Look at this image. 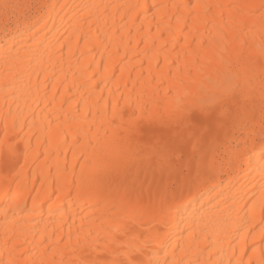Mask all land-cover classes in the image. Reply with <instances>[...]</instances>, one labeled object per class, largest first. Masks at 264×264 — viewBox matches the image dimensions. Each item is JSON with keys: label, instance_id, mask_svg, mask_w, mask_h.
<instances>
[{"label": "snow or ice", "instance_id": "obj_1", "mask_svg": "<svg viewBox=\"0 0 264 264\" xmlns=\"http://www.w3.org/2000/svg\"><path fill=\"white\" fill-rule=\"evenodd\" d=\"M141 16L155 32L150 45L137 41L147 75L83 108L71 97L50 108L53 57L80 44L119 52L115 41ZM0 31V264H224L216 257L226 249L227 264H264V163L258 195L232 191L231 179L221 187L251 167L257 144L264 162V0H0ZM21 82L44 104L41 125L9 103ZM40 167L55 168L51 233L31 226L42 216L31 172Z\"/></svg>", "mask_w": 264, "mask_h": 264}, {"label": "bare ground", "instance_id": "obj_2", "mask_svg": "<svg viewBox=\"0 0 264 264\" xmlns=\"http://www.w3.org/2000/svg\"><path fill=\"white\" fill-rule=\"evenodd\" d=\"M13 3L26 4L32 3L34 0H10ZM51 3H68L70 5H76L81 3H103V4H111V3H179L182 0H48ZM60 12V9L56 10ZM68 9H65L64 12H67ZM64 12H61V16L64 15ZM55 16V13H53ZM150 16V14H149ZM148 22L144 20V17L141 16L133 26L129 23L128 28H131V33L129 34L128 29H124V40L123 43H120L119 40L115 41V43L120 44L119 52L116 51L114 47H97L93 49L91 52H88L83 44H80L78 47L73 46L74 55L69 57L67 49H65L64 57L57 62L56 58L53 57V61L46 65L49 71V78L47 80L48 88V97L51 98L53 92L56 93L55 100L52 101L50 108H58L59 101L61 97L64 100L69 101V97L73 100H80V107L83 108V102L88 100L91 97L90 102H95V100L101 95V89H103L104 99H108V89H114L117 82L123 86L125 81L128 82V87L132 86V81L137 79L138 74L143 72L146 76L148 72V64L145 62L141 65V61L145 60L143 50L145 49V43L137 44V41L143 38L149 45L151 44V36L155 35L153 30L152 34H147ZM141 28V31L137 33L136 29ZM103 31H108L107 29H102ZM109 36L111 33L108 32ZM3 33L0 31V37H2ZM153 71L155 68L153 67ZM121 73H123V77L121 78ZM35 80V78H33ZM43 82V78H42ZM98 85V87H97ZM18 91L16 93L15 102H12V99H9V103L12 105L13 111H16L19 108L20 112L29 116L28 123L31 124L32 114L34 113V118L38 125L42 124L43 117L45 116V112L42 111L44 109V104L40 99L35 98L31 95L29 87L26 86V82H21L18 85ZM67 90V91H66ZM41 97H43V91L41 93ZM3 106V99H0V107ZM68 104H65V109H67ZM260 148L257 144L254 153H252V159L250 160L251 167H247L245 172H240L239 174H235L231 177H227L226 174L222 178L224 179L222 188L228 189L229 179L232 180V191H235L236 188L241 185L246 186V191L251 189L248 192V195L251 197L254 194L258 195V188H254L253 185H259L261 182L260 169L261 162L259 159ZM69 161H71L72 154L71 151L67 153ZM51 163V161H50ZM39 165V162H38ZM28 170H26L27 172ZM33 179L36 181L35 187L40 192V197L43 200V204H39L41 208L42 216L34 217L32 221L33 231H45L51 233L52 228L59 222L60 215L58 213L50 216L48 213V200L47 196L52 194L53 191V176L55 175V168L52 169V174L49 175L47 168L40 167L39 171L36 168L31 170ZM41 181H43V187H41ZM32 185H29L31 188ZM58 187V185H57ZM227 194V193H226ZM0 195H2V188H0ZM27 195V193H26ZM31 195L35 197L37 195L36 192H32ZM209 195H214V193H210ZM53 199L55 197L53 196ZM207 199V198H205ZM31 200L28 201V207L31 208ZM198 207L197 204H193V208ZM75 208V205L68 204L67 209H63L65 212L71 211V209ZM78 211V209H77ZM191 209L188 210L184 215L187 217L190 215ZM243 215V213H242ZM64 219L71 223V220L68 219V216L65 215ZM76 224L73 225V228L79 225L80 217L79 215L74 216ZM185 228L184 224L180 225V228L177 231L183 232ZM66 230V229H65ZM3 231V219L0 218V234ZM240 233H237L233 237V247L239 248V238ZM38 239V238H37ZM175 239V237H174ZM259 239V237H257ZM249 243H251V238L249 239ZM248 255H252L251 252ZM232 254L227 249L222 252L217 259H221L224 261V264H227L228 260L231 258ZM258 258V256H257Z\"/></svg>", "mask_w": 264, "mask_h": 264}]
</instances>
